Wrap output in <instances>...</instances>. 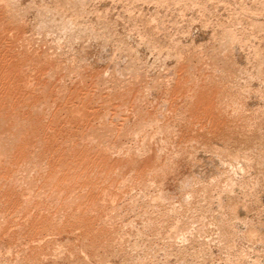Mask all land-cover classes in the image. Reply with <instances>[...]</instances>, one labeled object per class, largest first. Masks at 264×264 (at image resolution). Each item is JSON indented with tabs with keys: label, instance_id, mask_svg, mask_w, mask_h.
<instances>
[{
	"label": "rangeland",
	"instance_id": "obj_1",
	"mask_svg": "<svg viewBox=\"0 0 264 264\" xmlns=\"http://www.w3.org/2000/svg\"><path fill=\"white\" fill-rule=\"evenodd\" d=\"M0 70V264H264V0H0Z\"/></svg>",
	"mask_w": 264,
	"mask_h": 264
},
{
	"label": "bare ground",
	"instance_id": "obj_2",
	"mask_svg": "<svg viewBox=\"0 0 264 264\" xmlns=\"http://www.w3.org/2000/svg\"><path fill=\"white\" fill-rule=\"evenodd\" d=\"M155 3H156V2H155ZM127 11H128V10H127ZM128 15H129V13H128ZM138 21H139V20H138ZM16 24H17V23H16ZM37 25H38V24H37ZM42 25H43V24H42ZM43 28H44V27H43ZM38 29H39V28H38ZM130 29H131V28H130ZM127 31H128V30H127ZM51 34H52V33H51ZM230 36H231V35H230ZM230 39H231V38H230ZM148 40H149V39H148ZM231 40H232V39H231ZM58 41H59V40H58ZM58 41H57V42H58ZM155 41H156V39H155ZM135 44H136V43H135ZM24 46H25V44H24ZM138 46H139V45H138ZM229 48H230V47H229ZM133 50H134V49H133ZM9 51H10V50H9ZM13 51H14V50H13ZM114 51H115V50H114ZM131 51H132V49H131ZM194 51H195V50H194ZM225 51H226V50H225ZM228 51H229V50H228ZM10 52H11V51H10ZM27 52H28V51H27ZM64 52H65V51H64ZM135 53H136V52H135ZM133 54H134V53H133ZM173 54H174V53H173ZM134 56H135V55H134ZM175 56H176V55H175ZM36 57H37V56H36ZM40 57H41V56H40ZM40 57H39V58H40ZM128 57H129V56H128ZM132 57H133V56H132ZM157 57H158V56H157ZM79 58H80V57H79ZM225 58H226V57H225ZM8 59H9V58H8ZM53 59H54V58H53ZM136 59H137V58H136ZM228 59H229V58H228ZM43 60H44V59H43ZM179 60H180V59H179ZM220 60H221V59H220ZM222 60H223V59H222ZM224 60H225V59H224ZM142 61H143V60H142ZM42 62H43V61H42ZM6 63H7V62H6ZM139 63H140V62H139ZM156 63H157V62H156ZM150 64H151V63H150ZM152 64H153V62H152ZM153 65H154V64H153ZM114 66H115V65H114ZM137 67H138V66H137ZM84 68H85V67H84ZM139 68H140V67H139ZM169 68H170V66H169ZM181 68H182V67H181ZM75 69H76V68H75ZM85 69H86V68H85ZM116 69H117V68H116ZM128 69H129V68H128ZM221 69H222V68H221ZM109 70H110V69H109ZM121 70H122V69H121ZM135 70H136V69H135ZM0 71H1V70H0ZM25 71H26V70H25ZM75 71H76V70H75ZM51 72H52V71H51ZM72 72H73V71H72ZM141 72H142V71H141ZM14 73H15V72H14ZM137 73H138V71H137ZM137 73H136V74H137ZM200 73H201V72H200ZM5 74H6V73H5ZM76 74H77V73H75L74 75H76ZM80 74H81V73H80ZM82 74H83V73H82ZM157 74H158V73H157ZM170 74H171V73H170ZM63 75H64V74H63ZM128 75H129V74H128ZM0 76H1V75H0ZM51 76H52V75H51ZM91 76H93V75H91ZM125 76H126V75H125ZM137 76H138V75H136V76L134 75V78L137 77ZM171 76H172V75H171ZM6 77H7V76H6ZM88 77H89V76H88ZM88 77H86V78H88ZM107 77H108V76H107ZM107 77H105V78H107ZM131 77H133V76L131 75ZM139 77H140V75H139L138 78H137V79H138V82L140 81ZM169 77H170V76H169ZM1 78H2V77H1ZM101 78H102V77H101ZM143 78H144V77H143ZM146 78H147V77H146ZM170 78H171V77H170ZM213 78H214V77H213ZM28 79H29V78H28ZM30 79H31V78H30ZM80 79H81V78H80ZM83 79H84V78H83ZM108 79H109V78H108ZM108 79H107V81H108ZM131 79H132V78H129L128 80L125 79V81H126V80H127V81H130V82H128L127 85H129V83H132V82H131V81H132ZM135 79H136V78H135ZM161 79H162V78H161ZM180 79H181L180 69H179V70H178V69L174 70L173 76H172V78H171V80H172L171 82H173V84L170 86V88L168 87L170 90L168 89L169 91L167 92V95H166V98H167L169 101H172L175 97H177V96H175V95L178 94L177 92H180L179 87H178V85H179L178 83L180 82ZM219 79H220V78H219ZM36 80H37V79H36ZM90 80H92L94 83H95V81H96V79H95V81H94V79H93L92 77L90 78ZM102 80H103V79H102ZM102 80H100V81H102ZM158 80H159V79H158ZM193 80H194V79H193ZM196 80H197V78H196ZM210 80H211V79H210ZM30 81H31V80H30ZM83 81H85V80H83ZM92 81H90V82L92 83ZM100 81H99V82H100ZM109 81H110V80H109ZM119 81H120V80H119ZM134 81H135V80H134ZM168 81H169V80H168ZM204 81H205V79H204ZM24 82H25V81H24ZM38 82H39V81H38ZM45 82H46V81H45ZM55 82H56V81H55ZM55 82H54V83H55ZM99 82H98V83H99ZM104 82H105V80H104ZM114 82H115V81H114ZM120 82H121V81H120ZM122 82H123V81H122ZM135 82H136V81H135ZM135 82H134V83H135ZM143 82H144V81H143ZM156 82H157V81H156ZM165 82H166V81H165ZM6 83H7V82H6ZM29 83H30V82H29ZM39 83H40V82H39ZM91 83H90V84H91ZM105 83H107V82H105ZM108 83H109V82H108ZM123 83L125 84L126 82H123ZM136 83H137V82H136ZM136 83H135V84H136ZM140 83H141V81H140ZM41 84H42V83H41ZM46 84H47V83H46ZM90 84H89V85H90ZM121 84H122V83H121ZM121 84H120V85H121ZM132 84H133V83H132ZM135 84H134V85H135ZM137 84H138V83H137ZM137 84H136V85H137ZM166 84H167V83H166ZM9 85H10V84H9ZM44 85H45V84H44ZM62 85H63V84H62ZM91 85H92V84H91ZM111 85H112V84H111ZM111 85H110V86H111ZM134 85H133V87H132V85H131V88H128L127 86H125V87H124V86H122V87L120 86L119 88L117 87V90H115V92H114V93H116L115 96L117 95V96H116V99L113 97V96H114V93H113V95H110V96H112L116 102H117V101H123V100H127V99H128V102L130 103V101L132 102V100H134V99H133V96H132V95H134L133 91L136 90L135 88H137V86H138V85H137V86L135 87ZM169 85H170V84H169V82H168V86H169ZM143 86H144V85H143ZM155 86H156V85H155ZM166 86H167V85H166ZM26 87H27V86H26ZM115 87H116V86H115ZM19 88H20V86H19ZM29 88H30V87H29ZM74 88H75V87H74ZM98 88H99V87H98ZM141 88H142V87H141ZM146 88H147V87H146ZM146 88H145V89H146ZM60 89H61V88H60ZM68 89H69V88H68ZM75 90H76V89H75ZM112 90H113V89H112ZM137 90H138V89H137ZM3 91H4V90H3ZM58 91H59V90H58ZM92 91H93V90H92ZM96 91H97V90H96ZM165 91H166V90H165ZM85 92H86V91H85ZM137 92H138V91H137ZM33 93H34V92H33ZM72 93H74V92H72ZM75 93H76V92H75ZM138 93H139V92H138ZM138 93H136L135 95H137ZM164 93H165V92H164ZM88 94H89V96H88ZM141 94H142V93H140V94L137 95L136 97L140 96ZM186 94H187V93H186ZM62 95H63V94H62ZM90 95H91L90 92L86 93L85 95L80 94V96H78L77 100H83L82 102L85 103L84 100H85V99H90ZM148 95H149V94H148ZM190 95L192 96V100H194L193 95H192V94H189V96H190ZM195 95H196V96H195V97H196L195 102L198 103V102H199V100H198L199 98H198L197 94H195ZM42 96H43V95H42ZM52 96H53V95H52ZM56 96H57V95H56ZM102 96H103V95H102ZM110 96H108V98H109ZM127 96H128L129 98H128ZM63 97H65V96H63ZM67 97H68V96H67ZM67 97H66V98H67ZM72 97H73V95H71V98H72ZM112 97H111V98H112ZM185 97H186V96H185ZM51 98H52V97H51ZM60 98H61V97H60ZM73 98H74V97H73ZM106 98H107V97H106ZM106 98H105V99H106ZM113 98H112V99H113ZM56 99H57V98H56ZM109 99H110V98H109ZM135 99H136V98H135ZM167 99H166V100H167ZM67 100H68V99H67ZM71 100H73V99H71ZM138 100H139V98H138ZM142 100H145V99H142ZM174 100H175V99H174ZM54 101H55V100H54ZM69 101H70V100H69ZM74 101H75V100H74ZM90 101H91V100H90ZM103 101H104V100H103ZM72 102H73V101H72ZM76 102H78V101H76ZM79 102H80V101H79ZM133 102L135 103L136 100L133 101ZM57 103H58V102H57ZM97 103H98V102H97ZM99 103H100V102H99ZM117 103H118V102H117ZM123 103H125V102H123ZM142 103H143V102H142ZM153 103H154V102H153ZM118 104H119V103H118ZM126 104H127V103H126ZM132 104H133V103H132ZM136 104H137V103H136ZM123 105H124V104H123ZM128 105H129V104H128ZM128 105H127V106H128ZM70 106H71V105H70ZM77 106H78V105H77ZM109 106H110V105H109ZM135 106H136V105H135ZM159 106H160V105H159ZM210 106H211V105H210ZM49 107H50V106H49ZM79 107H80V106H79ZM95 107H96V106H95ZM122 107H125V106H122ZM128 107H129V106H128ZM130 107H131V106H130ZM136 107H137V106H136ZM136 107H135V108H136ZM143 107H144V106H143ZM71 108H72V107H71ZM87 108H88V107H87ZM90 108H91V107H90ZM167 108H168V107H167ZM74 109H75V108H74ZM74 109H73V110H74ZM76 109H77V108H76ZM121 109H122V108H121ZM123 109H124V108H123ZM123 109H122V110H123ZM129 109H130V108H129ZM142 109H143V108H142ZM164 109H165V108H164ZM205 109H206V108H205ZM35 110H36V109H35ZM125 110H126V108H125ZM160 110H161V109H160ZM74 111H75V110H74ZM77 111H78V110H77ZM130 111H131V110H130ZM139 111H142V110H137V111H135V112H137V115H138V112H139ZM78 112H79V111H78ZM151 112H152V111H151ZM167 112H168V111H167ZM185 112H186V111H185ZM3 113H4V112H3ZM75 113H76V111H75ZM125 113L130 114L131 112L129 113V111H126ZM139 113H140V112H139ZM142 113H143V112H142ZM164 113H166V112H164ZM77 114H78V113H77ZM88 114H90V115H88ZM88 114H86V115H87V116H91V114H92V116H93V115L96 114V112L93 111V112H90V113H88ZM122 114H123V113H122ZM127 114H126V116H127ZM132 114H133V113H131V115H132ZM103 116H104V115H103ZM133 116H135V115H133ZM139 116H140V115H139ZM143 116H144V115H143ZM45 117H46V116H45ZM94 117H95V116H94ZM137 117H138V116H137ZM118 118H120V117H118ZM144 118H145V117H144ZM148 118H149V117H148ZM207 118H208V117H207ZM124 119H126V118H124ZM161 119H162V118H161ZM173 119H174V118H173ZM106 120H107V119H106ZM106 120H105V121H106ZM141 120H142V119H141ZM141 120H140V121H141ZM148 120H149V119H148ZM125 121H126V120H125ZM144 121H145V120H144ZM144 121H143V122H144ZM152 121H153V120H152ZM152 121H151V122H152ZM200 121H201V120H200ZM119 122H120V121H119ZM143 122H142V124H143ZM149 122H150V121H149ZM151 122H150V123H151ZM122 123H123V122H122ZM137 123H138V122H137ZM137 123H136V125H137ZM146 123H147V121H146ZM153 123H154V122H153ZM155 123H156V122H155ZM199 123H200V122H199ZM241 123H242V122H241ZM77 124H78V123H77ZM138 124H139V123H138ZM148 124H149V123H148ZM21 125H22V124H21ZM144 125H145V124H144ZM151 125H152V124H151ZM153 125H155V124H153ZM131 126H132V125H131ZM138 126H139V125H138ZM140 126H141V125H140ZM142 126H143V125H142ZM201 126H202V125H201ZM249 126H250V125H249ZM22 127H23V126H22ZM92 127H93V126H92ZM128 127L130 128V126H128ZM151 127H152V126H151ZM160 127H161V126H160ZM169 127H170V126H169ZM221 127H222V126H221ZM112 128H113V127H112ZM138 128H139V127H138ZM138 128H137V129H138ZM140 128H141V127H140ZM143 128H145V127H143ZM146 128H147V127H146ZM174 128H175V127H174ZM113 129H114V128H113ZM141 129H142V128H141ZM156 129H157V128H156ZM156 129H155V130H156ZM54 130H55V129H54ZM94 130H95V129H94ZM109 130H110V129H109ZM120 130H121V129H120ZM124 130H126V129L124 128ZM130 130L132 131L133 128H132V129L130 128ZM134 130H135V129H134ZM147 130H148V129H147ZM95 131H96V130H95ZM112 131H113V130H112ZM117 131H118V130H117ZM126 131H127V130H126ZM137 131H138V130H137ZM150 131L152 132V130H150ZM153 131H154V130H153ZM88 132H89V131H88ZM122 132H123V131H122ZM127 132H128V131H127ZM129 132H130V131H129ZM134 132H135V131H134ZM143 132H144V131H143ZM167 132H168V131H167ZM186 132H187V131H186ZM111 133H112V132H111ZM130 133H131V132H130ZM139 133H141V132H139ZM173 133H175V132H173ZM192 133H193V132H192ZM218 133H219V132H218ZM247 133H248V132H247ZM124 134H126V133H124ZM133 134H134V133H133ZM137 134H138V132L136 133V135H137ZM144 134H145V132H144ZM148 134H149V133H148ZM206 134H207V133H206ZM136 135H135V136H136ZM141 135H142V134H141ZM146 135H147V134H146ZM146 135H145V137H147ZM216 135H217V134H216ZM122 136H123V134H122ZM122 136L118 137V140H119V138H121ZM135 136H134V137H135ZM104 137H105V136H104ZM124 137H125V135H124ZM131 137H132V136H131ZM152 137H153V136H152ZM198 137H199V136H198ZM106 138H107V137H106ZM125 138H126V137H125ZM129 138H130V137H129ZM149 138H150V137H148V139H149ZM104 139H105V138H104ZM107 139H108V138H107ZM114 139H115V137H114ZM8 140H9V139H8ZM108 140H110V139H108ZM122 140H123V138H122ZM128 140H129V139H128ZM128 140H127V141H128ZM131 140H132V139H131ZM259 140H260V139H259ZM113 141H114V140H113ZM218 141H219V140H218ZM114 142H115V141H114ZM129 142H131V141H129ZM137 142H138V141H137ZM143 142H144V141H143ZM111 143H113V142H111ZM120 143H121V142H120ZM133 143H134V142H133ZM145 143H146V142H145ZM147 143H148V142H147ZM104 144H105V143H104ZM113 144H114V143H113ZM117 144H118V143H117ZM114 145H116V144H114ZM119 146H120V145H119ZM130 146H131V145H130ZM135 146H136V144H135ZM137 146H138V145H137ZM143 146H144V144H143ZM146 146H147V145H146ZM148 146H149V145H148ZM58 147H59V146H58ZM101 147H102V146H101ZM116 147H117V146H116ZM106 148H107V147H106ZM121 148H122V147H121ZM138 148H140V147H138ZM109 150H110V149H109ZM109 150H108V151H109ZM248 150H249V149H248ZM10 151H11V150H10ZM145 152H146V151H145ZM137 153H138V152H137ZM141 153H142V152H141ZM11 154H12V153H11ZM192 154H193V153H192ZM250 155H251V154H250ZM92 156H93V155H92ZM250 157H251V156H250ZM104 158H105V157H104ZM119 158H120V157H119ZM83 159H84V158H83ZM96 161H97V160H96ZM90 162H91V161H90ZM102 162H103V161H102ZM225 163H226V162H225ZM222 164H223V163H222ZM246 165H247V164H246ZM87 166H88V164H87ZM113 167H114V166H113ZM244 167H245V166H244ZM263 167H264V166H263ZM99 168H100V167H99ZM103 168H104V167H103ZM103 168H102V169H103ZM238 168H239V167H238ZM107 169H108V168H107ZM39 170H40V169H39ZM104 171H105V170H104ZM227 171H228V170H227ZM238 171H239V170H238ZM84 172H85V171H84ZM84 172H83V173H84ZM104 173H105V172H104ZM83 175H84V174H83ZM89 175H90V174H89ZM102 175H103V174H102ZM226 175H227V174H226ZM9 176H10V175H9ZM80 176H81V175H80ZM212 176H213V175H212ZM7 177H8V176H7ZM83 177H84V176H83ZM101 177H102V176H101ZM103 177H104V176H103ZM108 177H109V176H108ZM121 177H122V176H121ZM227 178H228V177H227ZM96 179H97V178H96ZM121 179H122V178H121ZM224 179H225V178H224ZM92 180H93V179H92ZM117 180H118V179H117ZM186 180H187V179H186ZM2 182H3V181H2ZM99 182H100V181H99ZM10 183H11V182H10ZM82 183H83V182H82ZM94 183H95V181H94ZM84 184H85V183H84ZM99 184H100V183H99ZM136 184H137V183H136ZM80 185H81V184H80ZM85 185H86V184H85ZM103 185H104V184H103ZM132 185H134V184H132ZM13 186H14V185H13ZM105 186H106V185H105ZM105 186H104V187H105ZM113 186H114V185H113ZM113 186H112V187H113ZM118 186H119V185H118ZM137 186H138V185H137ZM139 186H140V185H139ZM148 186H149V185H148ZM110 187H111V185H110ZM112 187H111V188H112ZM125 187H126V186H125ZM145 187H146V186H145ZM84 188H85V187H84ZM107 188H108V187H107ZM111 188H110V189H111ZM130 189H131V188H130ZM138 189H139V188H138ZM86 190H87V189H86ZM8 191H9V190H8ZM98 191H99V190H98ZM100 191H101V190H100ZM104 191H105V190H104ZM107 191H108V190H107ZM110 192H111V191H110ZM225 192H226V191H225ZM106 193H107V192H106ZM150 193H151V192H150ZM108 194H109V193H108ZM82 195H83V194H82ZM94 195H95V194H94ZM116 195H117V194H116ZM120 195H121V194H120ZM126 195H127V194H126ZM152 196H153V195H152ZM107 197H108V196H107ZM122 197H123V196H122ZM2 198H3V197H2ZM90 198H91V197H90ZM102 198H103V197H102ZM113 198H114V197H113ZM129 198H130V197H129ZM119 199H120V198H119ZM134 199H135V198H134ZM141 199H142V198H141ZM26 200H27V199H26ZM130 200H131V199H130ZM158 200H159V199H158ZM99 201H100V200H99ZM134 201H135V200H134ZM229 201H230V200H229ZM87 202H88V201H87ZM101 202H102V201H101ZM84 203H85V202H84ZM126 203H127V202H126ZM103 204H104V203H103ZM111 204H112V203H111ZM122 204H123V203H122ZM152 204H153V203H152ZM82 205H83V204H82ZM100 205H101V204H100ZM85 206H86V205H85ZM153 206H154V205H153ZM32 207H33V206H32ZM97 207H98V206H97ZM102 207H103V206H102ZM114 207H115V206H114ZM173 207H174V206H173ZM231 207H232V206H231ZM234 208H235V207H234ZM167 209H168V208H167ZM91 210H92V209H91ZM112 210H113V209H112ZM139 210H140V209H139ZM83 211H84V210H83ZM232 213H234V212H232ZM124 214H125V213H124ZM137 214H138V213H137ZM158 214H159V213H158ZM167 215H168V214H167ZM136 216H137V215H136ZM218 219H219V218H218ZM98 220H99V219H98ZM100 220H101V218H100ZM194 220H195V219H194ZM196 220H197V219H196ZM0 221H1V220H0ZM224 222H225V221H224ZM4 223H5V222H4ZM109 223H110V222H109ZM223 224H224V223H223ZM226 224H227V223H226ZM22 225H23V224H22ZM92 226H93V225H92ZM100 226H101V225H100ZM204 226H205V225H204ZM224 227H225V226H224ZM222 228H223V227H222ZM204 230H205V229H204ZM229 230H230V229H229ZM232 230H233V229H232ZM232 230H231V231H232ZM192 231H193V230H192ZM182 233H183V232H182ZM196 233H197V232H196ZM186 234L188 235V233H186ZM186 234H185V235H186ZM189 234H190V233H189ZM224 234H225V233H224ZM197 235H198V234H197ZM212 236H213V235H212ZM181 237H182V236H181ZM181 237H180V238H181ZM184 238H185V237H184ZM211 238H212V237H211ZM20 241H21V240H20ZM30 241H31V240H30ZM187 241H188V239H187ZM9 243H10V242H9ZM204 243H205V242H204ZM218 243H219V242H218ZM18 244H19V243H18ZM44 244H45V243H44ZM46 244H47V243H46ZM12 246H13V245H12ZM24 248H25V247H24ZM33 248H34V247H33ZM18 252H19V251H18ZM10 253H11V252H10ZM5 254H6V253H5ZM12 254H14V253H12ZM3 257H4V256H3ZM29 258H30V257H29Z\"/></svg>",
	"mask_w": 264,
	"mask_h": 264
}]
</instances>
